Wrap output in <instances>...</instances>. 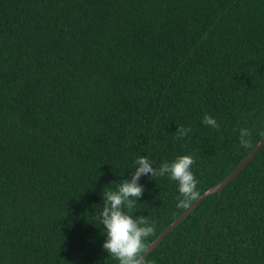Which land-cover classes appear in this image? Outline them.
<instances>
[{
	"label": "trees",
	"instance_id": "obj_1",
	"mask_svg": "<svg viewBox=\"0 0 264 264\" xmlns=\"http://www.w3.org/2000/svg\"><path fill=\"white\" fill-rule=\"evenodd\" d=\"M244 127L264 129V0H0V264H118L103 187L190 154L201 196L263 138L239 148ZM139 183L147 249L188 208ZM143 264H264V145Z\"/></svg>",
	"mask_w": 264,
	"mask_h": 264
},
{
	"label": "clouds",
	"instance_id": "obj_2",
	"mask_svg": "<svg viewBox=\"0 0 264 264\" xmlns=\"http://www.w3.org/2000/svg\"><path fill=\"white\" fill-rule=\"evenodd\" d=\"M201 123L213 129L219 128L216 118L204 115ZM190 129H178L177 138L184 137ZM256 135H264V129L244 127L238 132V146L247 149ZM194 156L177 155L174 159L163 161L155 166V161L147 155L137 156L132 161L130 178L109 182L111 187L102 190L103 203L95 218L102 226L104 239L101 247L118 264H141L146 250V239L154 233V226L147 216L134 215L139 209L138 200L145 189L139 183L142 176L166 177L177 188L176 207L189 208L200 198L197 185L199 180L193 172Z\"/></svg>",
	"mask_w": 264,
	"mask_h": 264
},
{
	"label": "water",
	"instance_id": "obj_3",
	"mask_svg": "<svg viewBox=\"0 0 264 264\" xmlns=\"http://www.w3.org/2000/svg\"><path fill=\"white\" fill-rule=\"evenodd\" d=\"M264 145V136L263 138L256 144L253 150L244 158V160L219 184L212 187L211 189L204 192L200 198L195 201L182 215H180L174 222L168 225L163 232L148 246L145 250V253L142 254L141 264L144 263L147 256L160 244V242L165 238V236L174 230L180 223H182L194 210L197 208L207 197L214 194H221L223 188L233 180L243 169L244 167L251 161L254 155L258 152V150Z\"/></svg>",
	"mask_w": 264,
	"mask_h": 264
}]
</instances>
